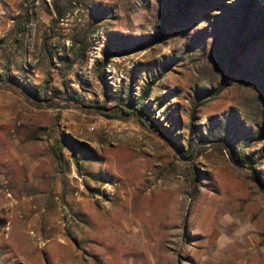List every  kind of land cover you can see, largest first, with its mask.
Masks as SVG:
<instances>
[{"label":"rangeland","instance_id":"obj_1","mask_svg":"<svg viewBox=\"0 0 264 264\" xmlns=\"http://www.w3.org/2000/svg\"><path fill=\"white\" fill-rule=\"evenodd\" d=\"M263 21L240 0H0V74L38 94L0 82V126L43 170L0 186V264H264ZM149 84L172 140L102 115Z\"/></svg>","mask_w":264,"mask_h":264},{"label":"trees","instance_id":"obj_2","mask_svg":"<svg viewBox=\"0 0 264 264\" xmlns=\"http://www.w3.org/2000/svg\"><path fill=\"white\" fill-rule=\"evenodd\" d=\"M259 1L260 0H240V4L242 5V7L245 11L247 10L248 14H250V12H256L259 15V17L264 18V5L259 3ZM27 22H28V19L23 18L17 24L18 37H21L24 35V33L26 31ZM160 23H161L162 27L164 26V24H166L164 19H161ZM253 27H255L254 30L256 31V33L259 29L261 34H264V21L262 22V24L260 26L255 25ZM162 31L163 30L158 31L156 34H153L154 36H151V37H154V39H157V40L162 39V37H163ZM143 47L145 48L147 46L146 45L143 46V44L138 45L137 47H134L132 50H126L125 52H123L121 54H116L117 53L116 52L115 55H117V56L118 55H128V54L137 52L138 49L139 50L144 49ZM107 64H108V60H106L103 63V68H105ZM6 81H8L9 84L17 87L18 89L24 90L25 92L27 91L30 99L36 100V98L38 97L37 92L33 91L31 87H29V89H28L26 87V85H24L22 82L19 81L18 78L14 77V76H5V75L0 74V82H6ZM152 86H154V84H149V86L147 88H145L143 93L137 98L133 97L131 91L127 92V94L124 97L120 96L119 100L121 101V103L117 107L107 108V106L103 105L102 106V115L108 119H111V120L123 119V118H125L124 117L125 115H135L140 123H145V120H149L153 123L156 122L155 126L157 127L158 131L163 135H168V137L172 140L173 137L170 136L168 129L165 128L161 123H158V121H156L154 119V117L152 116V112L150 111V109L146 105V101L149 97V93H150V90L152 89ZM211 94H212V92H210L208 90L199 91L197 93L196 107L203 106L209 100V98H211L213 96V94L212 95ZM107 100H108V97L106 98V101H105L106 104L108 103ZM259 133H261V135L264 136V121L260 127ZM208 136H209V134L206 137H208ZM218 140L223 145L226 146V149L228 151L230 158L233 160V162L236 165L242 166V167L252 168V163L246 154V149L249 147L248 143H245L242 145V150L238 154V156L236 157L235 150L231 149V147L228 146V145H230V141L226 136H221V137H219ZM63 142H64V140L59 139L55 143L50 145V152H51L52 156L54 157L56 163L61 168L64 167L65 159H66L65 154H64V149L66 146L64 145ZM203 142H205V141H203Z\"/></svg>","mask_w":264,"mask_h":264},{"label":"crops","instance_id":"obj_3","mask_svg":"<svg viewBox=\"0 0 264 264\" xmlns=\"http://www.w3.org/2000/svg\"><path fill=\"white\" fill-rule=\"evenodd\" d=\"M23 141H26L24 145H22ZM31 141L23 139L17 127L12 125L0 126V150L7 153L3 158L0 157V186L3 194L6 192V196L12 197V189H16L18 186L14 174L18 168L26 172L43 171L41 159L30 153L29 144ZM50 160L52 158H49Z\"/></svg>","mask_w":264,"mask_h":264}]
</instances>
